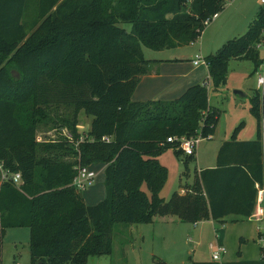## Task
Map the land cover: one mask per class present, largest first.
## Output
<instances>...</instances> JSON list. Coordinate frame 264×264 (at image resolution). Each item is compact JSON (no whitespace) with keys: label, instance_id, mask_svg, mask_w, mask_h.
<instances>
[{"label":"trees","instance_id":"1","mask_svg":"<svg viewBox=\"0 0 264 264\" xmlns=\"http://www.w3.org/2000/svg\"><path fill=\"white\" fill-rule=\"evenodd\" d=\"M224 2L0 0V164L21 177L19 185L0 183V231L29 230L31 264H87L108 256L117 225L252 215L255 184L264 182V85L250 99L256 139L223 142L215 167L195 173L184 194L175 191L168 200L160 197L168 171L158 157L182 151L167 138L201 134L209 140L219 113L209 105L206 81L173 101L131 99L150 62L141 46L162 50L193 43ZM29 3L37 24L30 33L24 23ZM263 28L260 7L245 34L205 57L214 91L225 86L230 60L258 70L262 60L255 47ZM80 114L91 118L84 132L77 128ZM42 127L69 135L38 141ZM195 152L184 156V164ZM93 165L104 166L105 198L88 206L72 183L79 168Z\"/></svg>","mask_w":264,"mask_h":264},{"label":"rangeland","instance_id":"2","mask_svg":"<svg viewBox=\"0 0 264 264\" xmlns=\"http://www.w3.org/2000/svg\"><path fill=\"white\" fill-rule=\"evenodd\" d=\"M224 1V11L219 13L204 28L200 37L193 41L194 45L190 43L162 50H151L141 46L144 60L150 61L146 74L143 76H149L151 66L155 65L165 71L166 75H170V80H173L176 75L190 71L191 66H193L191 60L196 55L201 57L215 55L226 42L245 34L247 27L256 16L257 9L262 6L260 0ZM35 22V5L29 3L24 17L28 33L36 28L37 24ZM123 28L127 32L131 30L129 24L123 25ZM258 55L260 59L264 57L263 47L258 49ZM257 74H259V69L253 73V65L250 62L230 60L224 87L214 91L211 80H207L209 105L219 113L214 133L209 140H201L196 147L194 159L187 164H184L185 155L182 152L175 155L173 150H166L158 157L159 163L166 167L168 171L167 180L160 192V197L168 200L171 194L178 190L179 186L192 182L199 168H210L206 166L213 164L221 143L231 140L253 141L256 139L257 121L250 112V99L255 90H258ZM166 82L168 81L166 80ZM150 86L154 87L155 96H159V94H162L161 90L166 86V83L157 84L156 81H153ZM261 91L263 89H259V92ZM173 100L164 99L160 101ZM81 119L78 129L80 132L87 131L89 125L84 117ZM263 127L264 119L261 120L259 126L261 135L263 134ZM39 133L37 140L41 141L69 135L64 129L57 133L55 129L51 130L49 127L40 128ZM198 137H201V134H198ZM92 170L96 174L95 179L92 185L82 192L88 203H95L100 194L104 197L105 193L102 167L96 166ZM142 190L147 192L145 186ZM181 191L184 190L180 189L179 191L180 194H183ZM175 219L177 218L170 216L155 219L152 223H137L128 227L115 226L112 233L111 254L89 258L87 264H193L197 261L214 262L211 258L209 245L216 242V236L220 239L222 233L219 229L224 230L226 235L223 238L224 253L216 263H222L223 260L232 264H237V261H244L245 259L250 261L249 251H247V248H243V243L239 242L241 232L246 233V235H243L244 240H249L251 244L261 245L258 238L254 237L253 242L252 236L247 235L249 231L252 232L251 223L247 221L233 224L232 222L211 223L202 220L194 224L174 222ZM29 241L30 232L27 228L6 229L3 235L0 231V264H31L28 250ZM242 252L245 253L243 257ZM260 260L264 262L262 256Z\"/></svg>","mask_w":264,"mask_h":264},{"label":"crops","instance_id":"3","mask_svg":"<svg viewBox=\"0 0 264 264\" xmlns=\"http://www.w3.org/2000/svg\"><path fill=\"white\" fill-rule=\"evenodd\" d=\"M258 11H259V9H257L256 13ZM202 59L204 60L205 57H202ZM194 60H195V57H194V59L191 60V63L193 66H191V69L189 72L178 74L175 76V78L173 80H170L171 76L166 75V72L163 71L160 67L157 68V66H155V65L151 66L149 73H148L149 76L146 75V76L140 77L139 83H138L137 87L135 88V90L132 94V97H131L132 101H146V100H151V99H154V100L174 99L175 100L179 96H181L185 92V90L188 89L189 87L196 85V84H202L204 81H206V83H207L209 75H208V69H207L205 62L200 63L198 65H194V63H193ZM234 61H238V60H234ZM239 62H243V61H239ZM166 68H167V66H166ZM166 80L168 82H166ZM153 81H156L157 84L158 83H163V84L166 83V86L161 90L162 94H159V96H155L156 92L154 90V87L152 88L150 86V83L152 84ZM142 86L144 87L143 89H142ZM82 117H84L86 119V122L88 123V125H90L91 119L89 120L88 117L84 116L83 114H80L79 119L82 120L81 119ZM77 128H78V126H77ZM239 141H244V140H239ZM215 165H216V157L213 160V164L206 166V167L214 168ZM96 166L102 167L101 171L103 172V176H104V166L103 165H93V166H90V168L92 169L93 167H96ZM203 169H208V168H199L196 173H198L199 171H201ZM192 183H193V180L191 183L185 184L184 186H179L177 192H179L180 189H182V188H188ZM104 192H105V190H104ZM81 195L83 197L84 203L88 206L95 205V204L101 202L105 198V193H104V197L101 196V194H100L99 198L96 200L97 202L95 201V203H88V202H86V199H85V196L83 195V193H81ZM154 221H155V219H154ZM177 221H179V220L175 219L174 222H177ZM207 221H209L211 223H215V222L216 223H223V222L230 223V222H232L233 224L244 223L243 221H247L248 223H251V228H252V232L249 231L247 235L249 237L252 236L251 239L253 242H254V237L255 238L260 237V231L262 230V228H264V223L262 221H259L258 219H255V218L253 219V217L243 219V218L236 217V216H228V217H226L220 221H213V220H207ZM219 230L222 233V235L220 236V239L218 238V243L223 245V238L226 235V232L222 229H219ZM243 235H246V233L241 232V237H239V238H241L240 239L241 241L239 240V242L243 243L244 244L243 248H247V251H249V255H250L249 260L250 261L245 259L244 261H237V264H264V262L260 260L261 245H259V244L257 245L255 243L251 244L249 242V240H247V241L244 240L245 237ZM243 254H245V253L244 252L241 253L242 257H243ZM218 264H232V263L229 261L223 260L222 263H218Z\"/></svg>","mask_w":264,"mask_h":264},{"label":"built area","instance_id":"4","mask_svg":"<svg viewBox=\"0 0 264 264\" xmlns=\"http://www.w3.org/2000/svg\"><path fill=\"white\" fill-rule=\"evenodd\" d=\"M261 7L264 9V0H260ZM218 14L213 15L211 18L206 19L203 22V26L206 27L210 24L212 20H214ZM263 38L260 43L256 44V51L258 52V49L260 47L264 48V28L261 32ZM191 45H194L191 43ZM262 63L259 66V74H257V87L258 89H263L264 85V57L261 59ZM194 65H198L200 63H204V60L201 56L197 55L195 56V60L193 61ZM198 137V136H197ZM191 137V138H176V137H170L167 138L168 143H176L179 150L182 151L184 155H193L197 145L201 142V137ZM211 136L208 137L210 139ZM41 141V140H38ZM261 141L264 143V127H263V134L261 136ZM95 172L87 167H81L77 171V175L75 179L73 180V187L78 192H83L88 188V186L92 185L94 179H95ZM4 181H11L12 183L19 185L21 183V177L19 173L10 174L8 171L4 170L2 168V165L0 164V183ZM256 189V200H255V208L250 217H253V219H258L259 221H262L264 223V182L262 184H255ZM184 194V191H181ZM249 217V218H250ZM259 243L261 244V256L264 258V228L260 231V237L258 238ZM209 249L211 252V258L214 262L218 261L223 253H224V247L222 244L218 243V237L216 236V242L210 243Z\"/></svg>","mask_w":264,"mask_h":264},{"label":"water","instance_id":"5","mask_svg":"<svg viewBox=\"0 0 264 264\" xmlns=\"http://www.w3.org/2000/svg\"><path fill=\"white\" fill-rule=\"evenodd\" d=\"M239 95H240V93L239 92H237Z\"/></svg>","mask_w":264,"mask_h":264}]
</instances>
